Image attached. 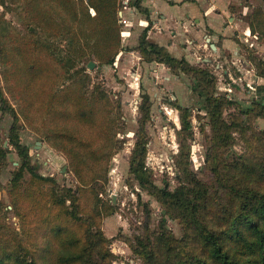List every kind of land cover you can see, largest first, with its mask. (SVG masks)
I'll return each mask as SVG.
<instances>
[{"label":"rangeland","instance_id":"obj_1","mask_svg":"<svg viewBox=\"0 0 264 264\" xmlns=\"http://www.w3.org/2000/svg\"><path fill=\"white\" fill-rule=\"evenodd\" d=\"M125 1L0 0V264H218L264 201V0L161 72Z\"/></svg>","mask_w":264,"mask_h":264},{"label":"crops","instance_id":"obj_2","mask_svg":"<svg viewBox=\"0 0 264 264\" xmlns=\"http://www.w3.org/2000/svg\"><path fill=\"white\" fill-rule=\"evenodd\" d=\"M129 1L125 2H128L130 7ZM236 2L237 0H140L142 9L136 5L135 7L143 13L140 20L146 25L144 30L148 27V32L160 36L161 40H166L164 41L167 44L166 48L162 47L165 51L168 49L173 53L171 46L176 47L177 39L183 37L184 53L191 54L194 45L198 50L200 47H207L205 42H197L199 37L205 39L206 36H210L212 40H219L220 43L227 41L226 36L233 29V25L229 23L239 25L231 9V5H235ZM130 12L135 14L133 9ZM159 63L161 72L165 68V62Z\"/></svg>","mask_w":264,"mask_h":264},{"label":"trees","instance_id":"obj_3","mask_svg":"<svg viewBox=\"0 0 264 264\" xmlns=\"http://www.w3.org/2000/svg\"><path fill=\"white\" fill-rule=\"evenodd\" d=\"M140 10V0H137L135 4ZM149 28L145 29L147 33ZM145 41V40H144ZM147 46V48H146ZM146 49H149V59H153L155 54L159 61H166L162 58L165 50L160 46H149L145 45ZM169 56V55H167ZM169 61H173L174 58L171 56L168 58ZM17 144V147L21 146ZM0 155L5 156L6 151L0 147ZM24 158L27 157V152L22 150L20 153ZM27 163V162H26ZM23 176V166L16 173V179ZM245 218L241 222L242 226H233L232 229H228L226 234H220L210 232L207 238L212 249V256L215 258L218 264H264V201L260 205L259 211L255 213H245ZM226 240L232 241L234 247H226ZM69 244L77 248V242L70 241ZM72 255V252H69ZM67 261H73V258L67 256L63 257ZM23 261V260H20ZM25 261V260H24ZM19 264H35V262H23Z\"/></svg>","mask_w":264,"mask_h":264},{"label":"water","instance_id":"obj_4","mask_svg":"<svg viewBox=\"0 0 264 264\" xmlns=\"http://www.w3.org/2000/svg\"><path fill=\"white\" fill-rule=\"evenodd\" d=\"M210 39L211 38H209V37L207 38L208 42H210ZM212 46L214 47V44H212ZM94 65H95V63L93 61L89 63L90 67H94Z\"/></svg>","mask_w":264,"mask_h":264}]
</instances>
